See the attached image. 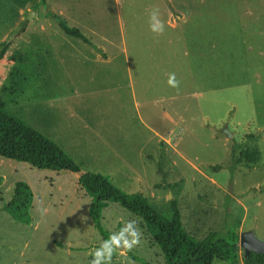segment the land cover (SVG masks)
<instances>
[{"label":"rangeland","instance_id":"1","mask_svg":"<svg viewBox=\"0 0 264 264\" xmlns=\"http://www.w3.org/2000/svg\"><path fill=\"white\" fill-rule=\"evenodd\" d=\"M118 5L142 113L149 107L147 97L159 110L162 101L154 104L155 99L162 98L166 106L172 91H194L189 98H174L180 112L184 109V130L176 138L175 128L170 136L175 146L163 141L150 149L132 191L165 220L174 216V200L181 228L195 241L211 233L225 237L247 230L264 238V0H118ZM153 9L165 24L163 33L149 30ZM162 56L170 57L179 84L160 94L163 71L150 80L158 83L154 88H148L144 74L162 68ZM168 68L166 63L164 71ZM196 101L207 115L206 125ZM145 115L156 126L165 124ZM212 130L216 139H211ZM19 181L33 195L29 223L13 219L5 209ZM90 201L69 171L39 170L0 158V264H90L102 240L130 219L138 221L141 242L132 250L115 251L110 264L167 263L141 217L107 202L99 214L102 234L88 213ZM212 264L229 263L216 257Z\"/></svg>","mask_w":264,"mask_h":264},{"label":"crops","instance_id":"2","mask_svg":"<svg viewBox=\"0 0 264 264\" xmlns=\"http://www.w3.org/2000/svg\"><path fill=\"white\" fill-rule=\"evenodd\" d=\"M36 2L0 0V41L8 39L29 12L34 13L0 60V109L56 144L72 160L74 170L69 172L77 176L79 184L81 179L92 182L101 174L119 189L137 193L133 187L140 182L138 171L146 154L160 141L175 146L184 130V109L180 112L174 98H189L194 91L177 95L172 91L166 106L162 98L155 99L154 104L162 101L159 110L150 104L154 98L147 97L149 107L143 114L118 0H44L68 25L103 48L106 58L62 31L45 16L44 6L31 10ZM159 61L163 69L149 70V77L143 66L139 70L141 78L144 74L149 81L148 88L158 84L150 80L163 71L159 77L166 82L157 89L161 94L169 88L167 79L174 65L169 56ZM145 65L147 69L149 63ZM175 76L178 79L179 74ZM197 102L195 107L206 125L207 115ZM145 114L165 124L156 126ZM175 128L178 133L173 140L170 136ZM210 135L211 139L216 136L213 130ZM210 181L217 184L212 178Z\"/></svg>","mask_w":264,"mask_h":264},{"label":"trees","instance_id":"3","mask_svg":"<svg viewBox=\"0 0 264 264\" xmlns=\"http://www.w3.org/2000/svg\"><path fill=\"white\" fill-rule=\"evenodd\" d=\"M39 5L44 6L45 16L52 19L62 31L82 40L102 58L107 57L103 48L89 40L78 28L68 25L60 14L45 4L44 0H38L31 6V10L37 11ZM25 24L26 20H22L15 32L21 31ZM11 43L9 39L0 41V60ZM162 144L164 143L161 141L158 143ZM0 158L24 162L39 170L50 169L56 172L74 170L72 160L56 144L32 128L17 122L1 109ZM249 160L253 163L256 158L249 155ZM80 185L91 196L88 213L94 227L100 233L103 234L100 210L107 202H118L132 212V215H139L142 218L146 231L162 250L167 260L166 264H212L216 257L229 264H238L240 252L243 264H264V254L250 252L244 257L238 244L239 235L236 233H228L225 237L211 233L202 241H195L189 237L181 228L179 211L172 199L170 202L174 216L170 220H165L147 204L141 193L129 194L122 191L113 185L106 175L97 174L92 182L81 179ZM32 198L30 187L25 182H15L5 209L13 219L29 223L28 209Z\"/></svg>","mask_w":264,"mask_h":264},{"label":"clouds","instance_id":"4","mask_svg":"<svg viewBox=\"0 0 264 264\" xmlns=\"http://www.w3.org/2000/svg\"><path fill=\"white\" fill-rule=\"evenodd\" d=\"M149 30L153 33H163L165 24L159 18V10L153 9L149 13ZM167 84L170 87L177 88L179 82L175 73H169ZM142 232L138 221L135 219L126 220L123 226L115 232L109 234L103 239L100 245L91 253L90 264H110L113 254L117 250H132L141 242Z\"/></svg>","mask_w":264,"mask_h":264},{"label":"water","instance_id":"5","mask_svg":"<svg viewBox=\"0 0 264 264\" xmlns=\"http://www.w3.org/2000/svg\"><path fill=\"white\" fill-rule=\"evenodd\" d=\"M33 15V12H29L26 17V21L30 20ZM19 32V30L15 32L9 40L12 41ZM223 132L226 134V136H229L230 134L226 128L223 129ZM238 244L239 248L243 251L244 257L248 256L250 252L264 254V238L257 237L251 230L242 231L239 234Z\"/></svg>","mask_w":264,"mask_h":264}]
</instances>
